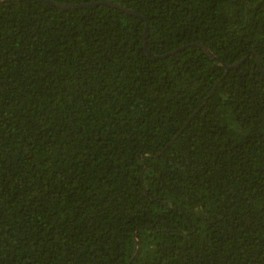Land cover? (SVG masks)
<instances>
[{"label": "trees", "instance_id": "1", "mask_svg": "<svg viewBox=\"0 0 264 264\" xmlns=\"http://www.w3.org/2000/svg\"><path fill=\"white\" fill-rule=\"evenodd\" d=\"M49 1L0 0V264H264V0Z\"/></svg>", "mask_w": 264, "mask_h": 264}, {"label": "water", "instance_id": "2", "mask_svg": "<svg viewBox=\"0 0 264 264\" xmlns=\"http://www.w3.org/2000/svg\"><path fill=\"white\" fill-rule=\"evenodd\" d=\"M41 1L47 2V3H49V4H51V5L55 6V7H58V8H60V9H78V8H81V7H84V6L87 5V4H81V5H67V4H58V3H55V2H53V1H49V0H41ZM102 4H105V5H108V6L114 7V8H116V9H118V10H121L122 12H125V13H127V14L134 15V16H137V17L141 18V16H139V15L136 14L135 12H133V11H131V10H127V9H125V8L119 6V5L111 4L110 2H102ZM147 27H148V24H147V22H146V23H145V29H144V31H143V36H142L143 49H144V50H145V44H144V41H145V33H146V30H147ZM195 45L200 46L199 44H195ZM200 47H202V46H200ZM202 49H203L206 53L209 52V50L206 49L205 47H202ZM174 52H175V51H172V52H170V53H168V54H172V53H174ZM168 54H167V55H168ZM167 55H164V56H161V57L156 56V57H154V58H156V59H158V58H163V57H165V56H167ZM256 61H257V64H258V67H259V70H260L261 74L264 76V72H263L262 67H261V65H260V63H259V58H258V56H256ZM233 66H235V65H233ZM233 66H231V67H233ZM224 67H225V66H224ZM226 69H228V67H227Z\"/></svg>", "mask_w": 264, "mask_h": 264}]
</instances>
